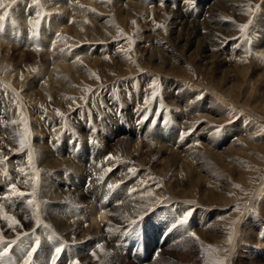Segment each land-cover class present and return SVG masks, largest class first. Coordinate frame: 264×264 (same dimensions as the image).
Returning a JSON list of instances; mask_svg holds the SVG:
<instances>
[{"label":"rangeland","instance_id":"rangeland-1","mask_svg":"<svg viewBox=\"0 0 264 264\" xmlns=\"http://www.w3.org/2000/svg\"><path fill=\"white\" fill-rule=\"evenodd\" d=\"M24 1L16 0V3L12 4V7L7 9L9 12L8 17L0 21L1 37L2 35H7L11 25L14 24L15 26V34L10 36L7 35L10 38V42L9 40H5L6 43H4L2 42L3 39L2 41L0 39V234H2L1 238L3 239V242L0 244V253H4L2 257L6 258V263L17 264L11 251V237L19 236L20 233L25 236L26 234L23 230H29V227L34 226L33 231H35L33 232L31 230L29 232V234H31L30 238L33 241H27L24 238L25 242H23L26 245L29 244L28 252H33L32 249L35 248L34 252L43 254V256H41L42 264H46L47 262L53 264V258H55V264H75V262H78V264H105V244L110 243L112 246H115L114 242L117 241L115 244L122 247L121 242L118 241V237L125 234L124 230L127 226L139 222L143 214H146L147 216L143 217L145 227L140 228L141 230L136 228L130 233L134 236L136 231H139L143 238L146 246L145 248L144 244H142V250L144 252L143 257L140 255V257H138L139 262H137L132 259L134 258L132 252L130 254H125L123 250L121 251L120 248L115 246L113 247V253L106 259L108 262L106 264H217L220 260H223L224 264H264V112L259 108V102L261 100H258L257 97L264 92V77H261L262 74H264L262 68L264 66V59H262V57L264 58V0H229L226 5H219L218 7L220 9L218 7L216 8L218 10H216V15H218L216 24L220 28L216 38H218V44L220 45L215 47L213 51L218 54L220 51V57L225 58L224 60L226 63H237L236 69H241V66H244L248 62L247 65L251 67L248 69L251 72H248L247 75L249 74L248 76H251L250 79L253 78L260 83H257L253 79L250 80L256 92H246L243 86L245 85L244 83L247 82H245V79L247 80V75H245L244 72L239 73L238 70L235 71L234 69V74L237 78L233 83L234 92L231 97H225L223 94L222 89L224 88L219 86L220 83L217 79V71L213 68L208 70L202 68L204 69L202 70L201 67L198 66L197 62L201 60L200 52L196 51L194 54L190 55L187 50L180 49L176 40H173L174 36L172 35V30H170V22L173 19L171 18V14L173 10L186 11L188 14L187 19H194L201 16L205 10H207L208 6L211 5V3L213 4L214 0H191V2H189V0H162V2L161 0H96L97 3L87 9L90 10L91 8L90 12L88 11L89 14H87V18L89 15L90 16L85 21L88 26L87 28H94V33L98 35L94 36L98 37V39L93 37L91 40H81L78 37H74L73 33H75V31L73 30L80 17H78L79 15L76 12L71 11H75V8L71 7L72 4L78 3L82 6L83 4L89 5L87 2L88 0H80V3L79 0H73L75 3L73 1H70L72 3L66 1L68 4L64 2L65 0H51V2L47 0L42 3L41 0H39L40 4L45 7V13L42 10L36 12L33 9V5H38L34 4L33 0ZM11 2L12 0H7V3ZM62 4L66 6H61ZM25 5L27 6L25 7ZM126 5L128 8H126ZM257 5H259V7H257ZM101 7H105V9H101ZM46 8H48L47 10L49 11L51 9L50 12H52L53 9L56 12L59 11V14L64 17L62 19L63 24L60 26L61 28H57L59 32L52 29L50 26L48 27V24L44 25L50 31L52 30L50 35L54 36L56 39L55 43H53L55 46L53 44H49L48 46L44 43L45 41L43 40L44 38L43 34H41L40 26L34 27L35 21L41 20L42 22L41 18H43L44 14L49 12H46ZM63 8L66 10L63 11ZM118 9L121 11L122 19L119 16L120 13H118ZM123 10L125 12L128 10L129 12L125 13ZM3 11L4 9H0V15L3 14ZM38 12L40 13L39 16H37ZM94 12L96 14H94L95 17L93 15L91 16V13ZM117 14L119 17H117ZM122 14H127V16L124 15L123 17ZM145 14H148V16ZM21 15H25L27 18L33 16L31 18L32 21L28 19V23H25L27 27L25 24L22 25V21L19 18ZM68 17L71 19L69 20ZM90 17H92L91 20ZM48 18L50 19V15ZM115 18H117V20ZM184 18H186V15ZM249 21H251V24H249ZM244 24H249V27L241 31L240 26ZM17 25L20 26L18 27ZM21 26H23V29ZM24 26L29 30V34ZM62 27L67 29V31ZM18 28H20V32ZM172 29H174V26ZM22 33L26 34V39L23 38ZM71 34L74 42H71V40L69 41V39H71ZM69 35L70 37H68ZM85 41L89 44L86 51V59L89 60L93 58L97 61L91 60V65L90 62L89 64L85 61L80 62L78 67L80 65H85V69L83 68V72L85 73L79 74L76 78L77 80L69 79V89L66 87L62 88L64 86L61 85V82L52 78L51 72L47 73L46 76L41 77L39 80L31 76L33 75L31 74L32 71H37V69L40 68L39 66H44L45 63L50 65H48V67H51L52 64H54L52 58L61 59L69 56L73 51L70 48L72 47L71 45L75 46L76 43L77 45L80 43L81 47H84L87 44ZM43 46L46 47L44 48ZM51 46L54 47L51 48ZM159 50L163 52L161 53ZM221 51L223 54H221ZM159 52L163 54L160 58L156 56ZM233 52L234 55H232ZM66 53L69 55H66ZM151 53V63H148V59L146 58H148ZM90 55L93 56L91 57ZM99 55L101 58H98ZM109 55L111 56L109 57ZM223 55L224 57H222ZM107 56L109 58L116 57V60L120 58V61L117 60L116 64L111 65L110 70L107 72L108 74L105 72L106 75H104V72L100 69L103 67L101 66V64H103L102 61L106 59L109 60ZM231 58L233 61H231ZM152 59L158 62V64H162V71L154 69L157 67V63L154 64ZM246 59H249V61ZM1 60L4 63H1ZM170 60L174 64H172L171 69H167L169 68V63H172ZM237 60H241V64L238 63ZM257 60L261 61V63ZM34 61H36L38 65ZM249 63H251V66ZM175 64L177 65L176 68H174ZM150 65L154 68H151ZM11 67H13V69H11ZM9 70H13V72H11L12 76L9 74ZM17 72L20 73L17 74ZM251 73L253 75H251ZM259 73L262 74L260 75ZM15 76L19 77L18 80ZM229 76L231 77L232 74H229ZM254 76H260L261 78L259 79L256 77V79ZM21 77H23L22 81ZM45 77L47 78L45 79ZM104 78L105 80H102ZM164 79L166 80L164 81ZM261 79H263V81H261L263 84L260 82ZM48 82L55 83V87L51 84L53 90L44 85ZM254 84H256V87ZM261 85L263 86L261 87ZM31 87H33V89ZM38 89L43 93H39ZM56 89L58 92H56ZM197 89L199 91H197ZM200 89H204L205 91L203 90V92H207L205 94L212 93V96L218 100L217 104L225 106L226 110L224 115L226 117L223 116L219 118V111L215 109L208 110L211 116H215L214 119L208 116H204L201 119L195 117V114L197 116L200 113H204V111L199 112L196 110L199 101L205 105V97L202 92H200ZM146 90L147 92H145ZM154 91L156 93L155 96H153ZM257 92L258 95H256ZM66 95L70 102L66 99ZM9 96L11 97L10 99ZM70 98L72 100H70ZM193 98L195 100H193ZM33 101L38 102L35 103ZM118 101H122V103H117ZM70 103L71 106L69 105ZM116 112H123V115L116 117L114 115ZM180 116H182V118ZM119 118L125 122L124 124H128L129 128H124L119 122ZM148 122L156 126V128H150L152 133L145 130V124ZM207 122L209 123L208 126L205 124ZM158 124H161L159 127L164 129V131L158 129ZM84 126L87 127V129L84 128ZM146 126H151V124L149 123ZM14 127L17 128V131ZM166 127L172 128L168 136L163 135ZM78 128V131L81 133L77 131ZM92 128L93 130L91 131ZM230 128L232 131L234 130V136L227 140L226 138L229 136L227 131H231ZM40 129H42V131H40ZM155 129L156 131H154ZM212 129H215V131ZM250 129H252V131ZM195 133H197V135ZM238 133L241 135L245 134L246 138L243 140L240 139L239 141L240 134ZM212 134L225 139L218 145L214 143L208 145V140H206L205 137L209 136L210 140H212ZM16 135L17 137H15ZM123 136L125 138H130V142L132 143H130L128 148L129 150L131 149L130 157L126 160H123V157L120 155L118 151L120 148L117 147L118 143L115 141L116 138H124ZM25 137H27V145L23 151H20V140L25 139ZM81 137L83 139H81ZM232 139L234 141H232ZM231 141L232 143H230ZM136 142H139L137 148L134 145ZM197 142L198 144H202L201 146L199 145L198 149L196 147ZM236 142H238L236 145L237 148L234 150L235 153H232L233 157L237 154V157H234L235 162L233 163L234 167H239L236 170H233L230 165H227L228 167L224 166V164H226L225 162L218 163L211 153L200 150L202 148L206 149L202 146H208V148L213 147V150H221L226 148L229 144H234ZM163 143L164 146L166 145L165 147H168L165 148L163 146L164 149H160L158 146L163 145ZM205 143L207 145H205ZM194 145L196 146L194 147ZM240 147L246 148V151L241 150ZM92 148H95V151H91ZM38 153V158L40 155H43L45 159L41 156L42 158L40 157L38 160ZM173 153L179 160L180 158L184 161L186 160V162L189 160V164L197 171L192 170L190 172L185 166L179 165V161H177V163L174 162L172 165L169 164L164 170L166 172L162 171V173H159V169L167 160V157H170ZM29 154L35 156H32V159L34 158L33 160L31 159L32 163L29 161ZM5 157L7 159H5ZM105 157H112V159L106 160ZM192 157H194V159ZM18 159L21 160L22 163L21 161L18 162ZM69 161L73 162L70 163ZM28 162L30 163L28 166L29 169L26 168ZM192 162L194 164H192ZM34 164L36 166H34ZM98 164L101 166L99 167ZM217 166H219V168ZM109 167L111 169H109ZM204 167L205 169H203ZM211 167H213L212 170L210 169ZM91 168L95 171V177L90 174V172H94L91 171ZM123 169L124 171H122ZM198 170L201 175L198 174ZM62 171L72 179L71 183L72 185L74 184V187L66 186ZM102 171L105 172L102 173ZM72 173L74 175H72ZM116 173L118 174L116 175ZM192 173H196L200 177H203L202 179L204 181H200L199 184H196L194 180H189V174L192 176ZM21 174H23L24 177H22L23 175ZM100 174L104 175L102 176L105 177L104 181L100 179ZM76 178L79 180L77 181ZM88 178L90 179L89 185L92 186L91 189L89 185L85 186V180H88ZM117 178L118 181L121 182V194L119 198L120 201L116 203V200L113 202L111 201L114 200L113 197L118 198V192L116 191L118 186ZM43 180L45 181L43 182ZM214 183L217 187L214 186ZM12 184H15L17 190L24 192L26 195L24 197L13 195L10 191V186ZM41 185L44 186L42 187ZM109 185H113L114 187L109 188ZM128 185L131 186V190L127 195L125 189L128 188ZM203 185L206 190L208 189V192L205 190V197L202 196ZM212 186L217 189L214 190ZM183 187H185V193L181 192ZM97 191L101 193L104 204V209L101 210L103 211V218H98L99 211L94 208L97 202L90 198L93 193L97 196ZM67 193L71 195H67ZM56 194L58 195L56 196ZM76 195L78 196L76 197ZM201 197L203 198L200 200ZM219 197L222 199L220 198L219 200ZM154 198H156V200ZM73 199H75V202ZM27 200L36 201V203L34 202V204L31 205ZM127 200L129 203H127ZM133 200L139 202L138 205L141 211V214L139 217H136V219L133 217L131 211ZM66 201L72 203L73 211L81 207L80 214H73L72 211L67 212L68 208L64 210ZM152 201H154V203H151ZM61 203L62 205L60 207ZM120 204L125 207L123 208ZM35 205L36 208L34 207ZM30 206L34 213L31 211ZM32 207H34V209ZM184 207H188V209L185 210L183 209ZM35 210L39 211L38 214ZM128 211L132 214H129ZM40 212L42 214H40ZM124 212L125 214H123ZM174 213L178 215L176 216L177 218L174 216L172 217ZM157 214L160 216L158 219ZM183 214L188 223L191 222V226H189L190 229L188 226L186 227L187 230L189 229V231H191V234L190 232L185 233L184 231L182 226L184 223H181L184 219L183 217L179 218L181 217L180 215ZM5 215L14 217L16 220L18 219L17 221L19 223L17 225L19 226L9 227V222L3 219ZM32 215H34V217ZM126 216H128V218H126ZM59 218L61 219L58 220ZM45 221L52 226L50 231L47 230L41 233L39 230L35 229L36 225L37 228L44 230ZM72 222L77 225L75 227L71 226V228L69 225L72 224ZM107 223L110 224L108 225ZM169 227L175 228L172 234H170V231L166 234V230ZM73 228H77V230H73ZM207 228H209L211 232H209ZM158 229H160L162 233L158 234L156 232ZM176 230H178V232ZM96 232L99 233L97 234ZM203 232H206V238H204ZM57 233L64 238V245L67 247H70L73 243L77 245L74 247V252L78 260L72 256L73 251L71 249H69L68 253V250L63 247L62 238ZM36 235H39V237ZM230 238L231 242H229ZM34 239H38L39 242H44V244L36 245ZM56 248L61 249L58 256L56 255Z\"/></svg>","mask_w":264,"mask_h":264},{"label":"bare ground","instance_id":"bare-ground-1","mask_svg":"<svg viewBox=\"0 0 264 264\" xmlns=\"http://www.w3.org/2000/svg\"><path fill=\"white\" fill-rule=\"evenodd\" d=\"M22 1H24V0H22ZM47 0H41V3L42 2H46ZM66 1H69V3H72V2H70V1H73V0H65L64 2H66ZM135 1V0H134ZM229 0H214L213 1V4L211 3V5H209L208 6V8H207V10H205V12L201 15V16H199V17H197V18H194V19H187V12L186 11H177V10H173L172 11V14H171V18H173L172 20H171V24H170V26H171V29L170 30H172V35L174 36V39L173 40H176V42L179 44V48L180 49H185V50H187L188 52H189V54L190 55H192V54H194L196 51H199L200 52V54H201V60H200V62H197L198 63V66H200L201 67V69L202 68H204V69H214L215 71H217V79L219 80V86H222V88H224V89H222L223 90V94L225 95V97H231L232 96V94H233V92H234V82L236 81L235 79L237 78L236 77V75L234 74V69H235V71H239V73H241V72H244V74L245 75H247V73L248 72H251V71H249V69L248 68H251V67H249L247 64H248V62L247 61H245V62H247L244 66H241V69L239 68V69H236V64H233V63H235V62H233L232 64H229V63H226V61L224 60L225 58H221L220 57V51H219V54L217 53V52H215V51H213V50H215L214 48L215 47H218L220 44H218V42H219V40H218V38H216V35L218 34V30H220V28L217 26V24H216V19H217V17H218V15H216V8L219 6V5H221V4H227V2H228ZM25 2V1H24ZM50 2H51V0H50ZM57 2V1H56ZM74 2V1H73ZM81 1L79 0V3H80ZM88 2V4L89 5H86V4H83V6L82 5H80V4H78V3H76V4H72L71 5V7L72 8H75V11L74 10H71V11H73V12H76L79 16L78 17H80V19H79V21L77 22V24L76 23H74V24H76L75 25V28H74V30L73 31H75V33H73L74 34V37H78V38H80L81 40L82 39H92L94 36H98L96 33H94L95 31H93L94 30V28L93 29H91V28H87L88 26H87V24H86V20L89 18V16H88V18H87V14H89L88 13V11L90 12V10H91V8H90V10H87V9H89V7L90 6H92V5H94L95 3H97L96 2V0H88L87 1ZM86 2V3H87ZM131 2V1H130ZM133 2V1H132ZM139 2H141V1H139ZM26 3V2H25ZM28 3V2H27ZM55 3V2H54ZM58 3H59V1H58ZM75 3V2H74ZM135 3V2H134ZM133 3V4H134ZM31 4V3H30ZM61 4V3H60ZM66 4H68V2H66ZM78 4V5H77ZM128 4V3H127ZM136 4V3H135ZM140 4V3H139ZM205 4V3H204ZM229 4H231V3H229ZM56 5H58V4H56ZM75 5V6H74ZM129 5V4H128ZM55 6V5H54ZM59 6V5H58ZM61 6H66V5H61ZM70 6V5H69ZM101 6V5H100ZM130 6V5H129ZM151 6V5H150ZM14 7H15V5H14ZM21 7V6H20ZM25 7H26V5H25ZM145 7V6H144ZM184 7H185V5H184ZM226 7V6H225ZM229 7V6H228ZM36 8V11H39V10H42L43 12L45 11V7L44 6H42L41 4H40V2H39V4L38 5H33V9H35ZM51 8V7H50ZM56 8V7H55ZM66 8V7H65ZM71 8V9H72ZM117 8V7H116ZM126 8H128L127 7V5H126ZM151 8V7H150ZM219 8V7H218ZM15 9H17V8H15ZM48 8H46V12L47 11H49V10H47ZM64 9V8H63ZM63 9H61V10H63ZM93 9V8H92ZM101 9H105V7H101ZM108 9V8H107ZM106 9V10H107ZM144 9H146V8H144ZM184 9V8H183ZM220 9V8H219ZM21 10H22V8H21ZM66 9H64L63 11H65ZM68 10V9H67ZM94 10H96V9H94ZM119 10V9H118ZM151 10H152V8H151ZM165 10H167V9H165ZM50 11H51V9H50ZM47 12L46 14H44V16H43V18H41L42 19V22H41V20H40V22L41 23H39V25L38 26H40V28H41V34H43V40L45 41L44 43H46L48 46H49V44H53V43H55V41H56V39H55V37L54 36H52V35H50L51 34V31L47 28V27H45L44 25H46V24H48V27L50 26L52 29H55V30H57V28L59 29V28H61L60 26L63 24V18L64 17H62L59 13V11H54V9L52 10V12ZM116 11V10H115ZM115 11H114V13H115ZM124 11V10H123ZM147 11V10H146ZM148 11H150V10H148ZM203 11H204V9H203ZM218 11V10H217ZM18 12V11H17ZM69 12V11H68ZM72 12V13H73ZM92 12H93V10H92ZM96 12V11H95ZM95 12L94 13H91V16L93 15L94 16V14H95ZM121 11L119 10L118 11V13H120ZM125 12V11H124ZM126 12H129L128 10L126 11ZM125 12V13H126ZM45 13V12H44ZM63 13V12H62ZM144 13V12H143ZM146 13H148V12H146ZM165 13V12H164ZM218 13V12H217ZM229 13V12H228ZM67 14H69V13H67ZM116 14V13H115ZM114 14V15H115ZM129 14V13H128ZM34 15V14H33ZM49 15H50V19L48 18L49 17ZM63 15H65V14H63ZM71 15V14H70ZM75 15V14H74ZM96 15V14H95ZM123 15V17H124V15L125 16H127V14H122ZM145 15H147L148 16V14H145ZM185 15H186V18H184L185 17ZM116 16V15H115ZM120 17H121V13H120V15H119ZM118 16V14H117V17H119ZM147 16H145V17H147ZM33 17V16H32ZM32 17H30V19L32 18ZM65 17H67V16H65ZM95 17V16H94ZM93 17V18H94ZM150 17V16H149ZM16 18V17H15ZM14 18V19H15ZM18 18V17H17ZM20 19H21V21H22V25L23 24H25V23H28V19L29 18H27L25 15H21L20 17H19ZM48 18V19H47ZM91 18L92 17H90V20H91ZM6 19V18H5ZM68 19H69V17H68ZM71 19V18H70ZM69 19V20H70ZM116 20H117V18H115ZM121 19H122V17H121ZM48 20V21H47ZM68 20V21H69ZM15 22H17L16 20H14ZM21 21H20V23H21ZM31 21H32V19H31ZM37 21V20H36ZM66 21V20H65ZM93 21V20H92ZM124 21V20H123ZM10 23V22H9ZM13 23V22H12ZM17 23H19V22H17ZM150 23H151V21H150ZM149 23V24H150ZM72 24V23H71ZM73 24V25H74ZM90 25V24H89ZM25 26H26V24H25ZM25 26H24V28H25ZM64 26V25H63ZM174 26V29H172V27ZM22 27V29H23V26H21ZM66 28H68L67 26H65ZM63 28V27H62ZM72 28V29H73ZM95 28H96V26H95ZM20 29V28H19ZM22 29H21V31H22ZM64 29V28H63ZM228 29V28H227ZM14 30H15V26H14V24L13 25H11L10 26V28H9V30H8V32H7V35L8 36H10V35H13V34H15V32H14ZM64 30H66L67 31V29H64ZM96 30H97V28H96ZM100 30V29H99ZM58 31V30H57ZM100 31H102V30H100ZM20 32V31H19ZM26 32V31H25ZM56 32V31H55ZM59 32V31H58ZM65 32V31H64ZM69 32V31H68ZM225 32H227V31H225ZM224 32V33H225ZM33 33V32H32ZM103 33V32H102ZM221 33V32H220ZM63 34V33H62ZM96 34V35H95ZM7 35H2V37L0 36V39H1V41H2V39H3V41L2 42H4V43H6L5 42V40H9V42H10V38L7 36ZM56 35V34H55ZM65 35V34H64ZM67 35V34H66ZM102 35V34H101ZM104 35H105V33H104ZM104 35H102V36H104ZM22 36H23V38L24 39H26V34L25 33H22ZM68 37H70V35L68 36ZM106 37H108V36H106ZM105 37V38H106ZM155 37V36H154ZM57 38V37H56ZM73 37H72V34H71V39H69V41L71 40V42H74V40L72 39ZM94 38H97L98 39V37H94ZM103 38V37H102ZM173 38V37H172ZM75 39V38H74ZM77 39V38H76ZM95 40V39H94ZM107 40V39H106ZM0 41V42H1ZM68 41V42H69ZM78 41V40H77ZM154 41V40H153ZM152 41V42H153ZM67 42V43H68ZM71 42H70V44H71ZM79 42V41H78ZM86 43H87V41H85ZM91 42V41H90ZM8 43V42H7ZM43 43V44H44ZM94 43V42H93ZM176 43V44H177ZM46 44H44V45H46ZM58 44V43H57ZM74 44V43H73ZM84 44V43H83ZM152 44V43H151ZM175 44V45H176ZM54 46H55V44H53ZM88 43L83 47H81V45H80V43L77 45V43H76V45L75 46H73V45H71L72 47H70L73 51H72V53L69 55V54H67L66 53V55H69V56H67L66 58L64 57V58H61V59H59V58H52L53 59V63L54 64H52V66L51 67H48V65L49 64H46L45 62H43V63H45L44 64V66H39L40 68L39 69H37V71H32V73L31 74H33V75H31V76H33V77H36L38 80L41 78V77H44V76H46V74L47 73H49V72H51V74H52V78H55L56 80H58L59 82H61V85L62 86H64V87H62V88H68V86L70 85V80L69 79H75V80H77L76 78H77V76L79 75V74H81V73H85V72H83V68L85 67V65H80L79 67H78V64L80 63V62H82V61H85L87 64H89V62H90V65H91V60H94V61H97L96 59H93V58H91V59H89V60H87L86 58V51H87V49H88ZM38 46V45H37ZM54 46H51V48L52 47H54ZM121 46V45H120ZM178 46V45H177ZM44 47V46H43ZM46 47V46H45ZM44 47V48H45ZM117 47V46H116ZM119 47V46H118ZM42 48V47H41ZM56 48V47H55ZM91 48V47H90ZM152 48V47H151ZM47 49V48H46ZM45 49V50H46ZM48 49H50V48H48ZM68 49H69V46H68ZM71 49H70V51H71ZM154 49H157V48H154ZM51 50V49H50ZM53 50V49H52ZM184 50V51H185ZM47 51H49V50H47ZM118 51V50H117ZM157 51V50H156ZM160 51V50H159ZM89 52V51H88ZM115 52V51H114ZM151 52H152V50H151ZM158 52V51H157ZM161 52V51H160ZM159 52V54H156V56L158 57V58H160L161 57V55L163 56V54H161ZM228 52V51H227ZM235 52V51H234ZM234 52H233V54L232 55H234ZM45 53V52H44ZM103 53V52H102ZM40 54V53H39ZM90 54V53H89ZM92 54V53H91ZM118 54H120V53H118ZM149 54V53H148ZM221 54H223V52L221 51ZM65 55V54H64ZM96 55V54H95ZM106 55H108V54H106ZM113 55V54H112ZM264 55V54H263ZM49 56V55H48ZM54 56V55H53ZM91 56V55H90ZM93 56V55H92ZM91 56V57H92ZM111 55H109V57H110ZM148 56V55H147ZM152 56V53L148 56V58H146V59H148V63H151L150 62V57ZM154 56V55H153ZM155 56V57H156ZM168 56V55H167ZM226 56V55H225ZM230 56V55H229ZM96 57H97V55H96ZM96 57H94V58H96ZM101 58V56L99 55L98 56V58ZM108 57V56H107ZM108 57V58H109ZM140 57V56H139ZM154 57V58H155ZM191 57V56H190ZM222 57H224V55L222 56ZM234 57V56H233ZM47 58H49V57H47ZM51 58V57H50ZM116 58V57H115ZM114 57L113 58H109V60L108 59H106L105 61H102L103 62V64H101V66H103V67H101V69L100 70H102L103 72H104V75H106V74H108L107 72H108V70H110V67H111V65H113V64H116L117 63V60H119V59H115ZM165 58H167V57H165ZM1 59V58H0ZM86 59V60H85ZM232 59V58H231ZM237 59V58H236ZM238 59H240V58H238ZM259 59V58H258ZM262 59H264L263 57H262ZM46 60V59H45ZM103 60V59H102ZM139 60V59H138ZM169 60V59H168ZM246 60H248L249 61V59H246ZM47 61V60H46ZM120 61V60H119ZM143 61V60H142ZM152 61H154L153 59H152ZM171 61V60H170ZM229 61V60H228ZM227 61V62H228ZM231 61H233V59L231 60ZM238 61V60H237ZM242 61H244V60H242ZM258 61V60H257ZM34 62H36V61H34ZM160 62H162V61H160ZM167 62V61H166ZM172 62V61H171ZM241 62V60L240 61H238V63H240ZM258 62H260L261 63V61H258ZM1 63H4V62H2V60H1ZM6 63V62H5ZM8 63V62H7ZM37 63V62H36ZM47 63H49V62H47ZM100 63V62H99ZM155 63H157V67H152L151 65V68H154V69H156L157 71L158 70H163V69H161V68H163L162 67V64H158V62H155L154 61V64ZM169 63V62H168ZM243 63V62H242ZM262 63H263V61H262ZM40 64V63H39ZM147 64V63H146ZM172 64H174L173 62L170 64L169 63V68H167V69H171L172 68ZM241 64V63H240ZM244 64V63H243ZM250 64V66H251V63H249ZM37 65H38V63H37ZM36 65V66H37ZM41 65V64H40ZM94 65H95V63H94ZM120 65V64H119ZM2 66V65H1ZM50 66V65H49ZM147 66H149V65H147ZM180 66V65H179ZM7 67V66H6ZM33 67H35V66H33ZM99 67V66H98ZM167 67V66H166ZM177 67V65L175 64L174 65V68H176ZM8 68V67H7ZM87 68H88V66H87ZM92 68V67H91ZM93 68H95V67H93ZM150 68V67H149ZM148 68V69H149ZM259 68V67H258ZM257 68V69H258ZM263 68V70H264V66L262 67ZM262 68H261V70H262ZM3 69V68H2ZM11 69H13V67H11ZM33 69V68H32ZM36 69V68H35ZM85 69V68H84ZM98 69V70H99ZM178 69V68H177ZM204 69H202V70H204ZM256 69V68H255ZM8 70V69H7ZM7 70H5V71H7ZM90 70V69H89ZM251 70V69H250ZM252 70H253V68H252ZM259 70V69H258ZM10 71V70H9ZM16 71V70H15ZM87 71H88V69H87ZM1 72H3V71H1ZM11 72H13V70L12 71H10V75L12 74ZM21 72V71H20ZM20 72H17V74L18 73H20ZM105 72H106V74H105ZM167 72V71H166ZM233 72V73H232ZM4 73V72H3ZM16 73V72H15ZM25 73V72H24ZM92 73V72H91ZM110 73H111V71H110ZM109 73V74H110ZM252 73H254V72H252ZM251 73V75H253ZM263 73H264V71H263ZM27 74V73H26ZM102 74V73H101ZM215 74V73H214ZM229 74H232V76L230 77L229 76ZM237 74V73H236ZM258 74V73H257ZM260 74V73H259ZM262 74V73H261ZM260 74V75H261ZM6 75H7V72H6ZM10 75H8V76H10ZM28 75V74H27ZM84 75V74H83ZM88 75V74H87ZM114 75V74H113ZM249 75V74H248ZM247 75V80L245 79V82L246 83H244L245 85L243 86V89L245 88V90H246V92H256V90L252 87V83L250 82V80H252L253 78H251L250 79V77ZM264 74H262V78L264 77L263 76ZM12 76V75H11ZM10 76V77H11ZM30 76V77H31ZM16 77V76H15ZM25 77V76H24ZM108 77V76H107ZM112 77V76H111ZM255 77V76H254ZM256 77H258V76H256ZM255 77V78H256ZM260 76L258 77L259 79L261 78ZM17 78V80H18V78L19 77H16ZM29 78V77H28ZM35 78V79H36ZM47 77H45V79H46ZM51 78V79H52ZM91 78V77H90ZM10 79V78H9ZM36 79V80H37ZM44 79V78H43ZM257 79V78H256ZM33 80V79H32ZM102 80H105V78L104 79H102ZM166 79H164V81H165ZM254 80V79H253ZM21 81H22V79H21ZM42 81V80H41ZM48 81V80H47ZM55 81V80H54ZM82 81V80H81ZM109 81V80H108ZM111 81V80H110ZM254 81H256L257 82V80H254ZM253 81V82H254ZM261 81H263V79H261L260 80V82ZM15 82V81H14ZM75 82V81H74ZM103 82V81H102ZM3 83H4V81H3ZM21 83V82H20ZM41 83V82H40ZM81 83V82H80ZM85 83V82H84ZM104 83V82H103ZM255 83V82H254ZM257 83H259V82H257ZM262 83V82H261ZM39 84V83H38ZM51 84H53V86L55 85V83L53 82V83H50V82H48L47 84H44L46 87H48V88H50V89H52L53 88V86H51ZM218 84V83H217ZM260 84V83H259ZM263 84V83H262ZM34 85V84H33ZM240 85H241V83H240ZM256 84H254V86H255ZM9 86H11V85H9ZM42 86H43V84H42ZM219 86H217V87H219ZM263 85H261V87H262ZM12 87V86H11ZM55 87V86H54ZM73 87V86H72ZM256 87V86H255ZM259 87V86H258ZM2 88V87H1ZM15 88V87H14ZM32 89H33V87H31ZM30 88V89H31ZM41 88H43V87H41ZM57 88V87H56ZM70 88V87H69ZM68 88V89H69ZM260 88V87H259ZM264 88V87H263ZM6 89H10V88H6ZM73 89V88H72ZM206 89V88H205ZM220 89V88H219ZM260 89H262V88H260ZM15 90V89H14ZM29 90V89H28ZM39 90V89H38ZM53 90V89H52ZM64 90V89H63ZM204 90V89H203ZM203 90L202 89H200V92H202V94H203V96L205 97V105H203L202 104V102H198V105H197V111H204V113H200L199 115H197L196 116V114H195V117L196 118H202V117H204V116H208V117H211V118H215V116H211L210 114H209V112H208V110L210 111V110H213V109H215V110H218L219 111V116H217V117H219V118H221V117H223V116H225L224 114H225V110H226V108H225V106H223L222 104H217L218 102V100H216V98L214 97V96H212V93L211 94H205V93H207V92H203ZM215 90V89H214ZM242 90V89H241ZM8 91V90H7ZM10 91V90H9ZM54 91H55V88H54ZM67 91V90H66ZM197 91H199L198 89H197ZM205 91V90H204ZM216 91V90H215ZM258 91H259V89H258ZM18 92V91H17ZM56 92H58V90L56 89ZM71 92V91H70ZM70 92H68V93H70ZM241 92V91H240ZM245 92V91H244ZM4 93V92H3ZM11 93V92H10ZM39 93H43L42 91H40L39 90ZM215 93V92H214ZM260 93V92H259ZM53 94H55V93H53ZM60 94V93H59ZM58 94V95H59ZM243 94V93H242ZM253 94V93H252ZM63 95H64V93H63ZM166 95V94H165ZM244 95V94H243ZM256 95H258V92L256 93ZM61 96V95H60ZM65 96V95H64ZM241 96V95H240ZM258 100H261L259 103V108L264 112V92L263 93H261V94H259L258 96ZM11 97L9 96V99H10ZM200 98V97H199ZM13 99V98H12ZM66 99L68 100V97H67V95H66ZM66 99H64V100H66ZM104 99V98H103ZM240 99V98H239ZM56 100V99H55ZM70 100H72L71 98H70ZM164 100H166V99H164ZM168 100H170V99H168ZM193 100H195L194 98H193ZM197 100V99H196ZM63 101V100H62ZM69 101V100H68ZM117 101V100H116ZM13 102V101H12ZM33 102H38V101H33ZM64 102V101H63ZM70 102V101H69ZM68 102V103H69ZM174 102V101H173ZM216 102V103H215ZM62 103V102H61ZM73 103V102H72ZM117 103H122V101H118ZM172 103V102H171ZM220 103V102H219ZM64 104H65V102H64ZM67 104V103H66ZM74 104V103H73ZM110 104V103H109ZM170 104V103H169ZM175 104V103H174ZM174 104H172V105H174ZM247 104V103H246ZM70 106H71V103L69 104ZM100 105V104H99ZM122 105V104H121ZM172 105H170V106H172ZM187 106V105H186ZM258 106V105H257ZM14 107V106H13ZM12 107V108H13ZM67 107V106H66ZM88 107V106H87ZM123 107V106H122ZM200 107V108H199ZM208 107V108H207ZM68 108V107H67ZM72 108V107H71ZM169 108H171V107H169ZM48 109V108H47ZM88 109V108H87ZM109 109V108H108ZM179 109V108H178ZM69 110V109H68ZM72 110V109H71ZM75 110V109H74ZM50 111V110H49ZM65 111V110H64ZM66 111H67V109H66ZM70 111V110H69ZM3 112H5V111H3ZM71 112V111H70ZM69 112V113H70ZM185 112V111H184ZM198 113V112H197ZM44 114V113H43ZM50 114H52V113H50ZM55 114V113H54ZM53 114V115H54ZM9 115V114H8ZM56 115V114H55ZM64 115V114H63ZM71 115V114H70ZM75 115V114H74ZM115 115H117V114H115ZM193 115V114H192ZM126 116V115H125ZM194 116V115H193ZM251 116V115H250ZM50 117V116H49ZM52 117V116H51ZM80 117V116H79ZM181 118H182V116H180ZM216 117V118H217ZM226 117V116H225ZM53 118V117H52ZM67 118V117H66ZM187 118V117H186ZM185 118V119H186ZM218 118V119H219ZM112 119V118H111ZM192 119V118H191ZM257 119V118H256ZM43 120V119H42ZM60 120H61V118H60ZM190 120V119H189ZM193 120V119H192ZM242 120V119H241ZM17 121V120H16ZM30 121V120H29ZM68 121V120H67ZM72 121V120H71ZM71 121H69V122H71ZM181 121V120H180ZM186 121V120H185ZM195 121V120H194ZM205 121V120H204ZM213 121V120H212ZM6 122V121H5ZM114 122V121H113ZM122 125H123V127L125 128H129V125H126V124H124L125 122H121V121H119ZM134 122V121H133ZM191 122V121H190ZM15 123V122H14ZM72 123V122H71ZM118 123V122H117ZM239 123H240V121H239ZM16 124V123H15ZM19 124V123H18ZM63 124V123H62ZM135 124H136V121H135ZM134 124V125H135ZM195 124V123H194ZM199 124V123H198ZM197 124V125H198ZM205 124H207V126H208V122L207 123H205ZM17 125V124H16ZM48 125H49V123H48ZM73 125V124H72ZM161 124H158V129L159 130H161V131H164V129H162V128H160L159 126H160ZM178 125V124H177ZM182 125V124H181ZM185 125V124H184ZM193 125V124H192ZM210 125H212V124H210ZM229 125V124H228ZM76 126V125H75ZM191 126V125H190ZM216 126V125H215ZM214 126V127H215ZM247 126H248V124H247ZM4 127H6V126H4ZM22 127V126H21ZM132 127V126H131ZM151 127H155L156 128V126H153V125H151V126H148L147 127V129H150ZM211 127V126H210ZM213 127V126H212ZM217 127V126H216ZM215 127V128H216ZM250 127H251V125H250ZM15 128V127H14ZM44 128V127H43ZM42 128V129H43ZM81 128V127H80ZM84 128H86L87 129V127H85L84 126ZM177 128V127H176ZM192 128V127H191ZM203 128V127H202ZM249 128V127H248ZM16 129V131H17V128H15ZM19 129V128H18ZM22 129V128H21ZM37 129V128H36ZM35 129V130H36ZM42 129H40V131H42ZM50 129V128H49ZM68 129V128H67ZM73 129V128H72ZM170 129H172V128H170ZM170 129H169V132H170ZM187 129V128H186ZM205 129H206V127H205ZM229 129V128H228ZM79 130V128L77 129V131ZM93 130V128L91 129V131ZM212 130H214L215 131V129H212ZM224 130V129H223ZM230 130L231 131H227V133L229 134V136H227V140L230 138V137H232V136H234L233 135V131H232V129L230 128ZM241 130V129H240ZM251 131H252V129H250ZM6 131V130H5ZM20 131V130H19ZM111 131V130H110ZM154 131H156V129L154 130ZM175 131H176V129H175ZM193 131V130H192ZM213 131V132H214ZM13 132H15V131H13ZM78 132H80V131H78ZM168 132V133H169ZM221 132V131H220ZM223 132V131H222ZM225 132V131H224ZM245 132V131H244ZM2 133V132H1ZM4 133V132H3ZM12 133V132H11ZM43 133V132H42ZM49 133V132H48ZM54 133V132H53ZM52 133V134H53ZM81 133V132H80ZM83 133V132H82ZM165 134H163L164 136H168V133H166V132H164ZM212 133V132H211ZM216 133V132H215ZM227 133H226V135H227ZM9 134H10V132H9ZM15 134V133H14ZM44 134V133H43ZM176 134V133H175ZM196 135H197V133H195ZM220 134V133H219ZM224 134V133H223ZM238 134H240V133H238ZM247 134V133H246ZM17 135H18V133H17ZM17 135L15 136V137H17ZM59 135V134H58ZM87 135V134H86ZM211 135V134H210ZM13 136V135H12ZM85 136V135H84ZM83 136V137H84ZM90 136V135H89ZM109 136V135H108ZM175 136V135H174ZM212 136H213V139L212 140H210V138H209V136L207 137H205L206 138V140H208L207 142H208V145L209 144H215V145H218V144H220L221 142H223V140L225 139H223V138H220L219 136H217V135H213L212 134ZM224 136V135H223ZM35 137V136H34ZM92 137V136H91ZM124 137V136H123ZM27 138V137H26ZM120 138H122V137H120ZM235 138V137H234ZM246 138V135L245 134H240V136H239V141H240V139H245ZM18 139V138H17ZM17 139H16V141H17ZM81 139H83L82 137H81ZM87 139H89V138H87ZM91 139V138H90ZM50 140V139H49ZM60 140V139H59ZM133 140V139H132ZM220 140H222V141H220ZM115 141L118 143L117 144V147L118 148H120V149H118V151L120 152V155L123 157V160H126L127 158H129L130 157V151H131V149L129 150L128 148H129V145H130V138H128V137H124V138H122V139H118V138H116L115 139ZM137 141V140H136ZM216 141V142H215ZM232 141H234L233 139H232ZM232 141L230 142V143H232ZM149 142V141H148ZM191 142V141H190ZM196 142V141H195ZM199 142V141H198ZM198 142H197V146L196 145H194V147L196 146L197 147V149L199 148V145L201 146L202 144H198ZM211 142V143H210ZM58 143V142H57ZM90 143V142H89ZM154 143V142H153ZM158 143V142H157ZM114 144H116V143H114ZM132 144V143H131ZM138 144H139V142H136V144H134L135 145V147L137 148V146H138ZM159 144V143H158ZM238 144V142H236V143H234V144H229L226 148H223V149H221V150H218L217 148V150H213L212 148H208V146L206 147V146H202V147H204V148H206V149H200V150H204V151H206V152H208V153H211V155L215 158V160L218 162V163H226V164H224V166H227V165H230L231 166V168L233 169V170H236L237 168H239V167H234V165H233V163L235 162V159H234V157H237L236 155L233 157V152L235 153V148H237L236 147V145ZM36 145H38V144H36ZM35 145V146H36ZM160 145V144H159ZM192 145V144H191ZM205 145H207L206 143H205ZM150 146V145H149ZM164 143H163V145H161V146H158L160 149H164V147L166 146H164ZM193 146V145H192ZM243 146V145H242ZM65 147V146H64ZM156 147V146H155ZM157 147V148H158ZM168 147V146H167ZM167 147H165V148H167ZM191 148V147H190ZM193 148V147H192ZM241 148V150H245L246 148H244V147H240ZM33 149V148H32ZM134 149V148H133ZM156 149V148H155ZM171 149V148H170ZM248 149V148H247ZM60 150V149H59ZM87 150H89V149H87ZM94 150V148H92V150L91 151H93ZM158 150V149H157ZM165 150H167V149H165ZM172 150V149H171ZM187 150H188V148H187ZM263 150V149H262ZM9 151V150H8ZM15 151V150H14ZM134 151H135V149H134ZM176 151V150H175ZM191 151V150H190ZM189 151V152H190ZM240 151V150H239ZM246 151V150H245ZM116 152V151H115ZM50 153V152H49ZM135 153H137V152H135ZM182 153V152H181ZM186 153V152H185ZM246 153V152H245ZM68 154V153H67ZM184 154V153H183ZM190 154V153H189ZM192 154V153H191ZM26 155H27V153H26ZM38 155H39V153L37 154V158H38ZM199 155V154H198ZM31 156H33V155H31ZM41 156H43V155H40L39 156V158L41 157ZM51 156V155H50ZM52 156H53V153H52ZM140 156V155H139ZM33 157H35V156H33ZM44 158L43 159H45V156H43ZM179 157H180V155H179ZM189 157V156H188ZM203 157V156H202ZM39 158H38V160H39ZM42 158V157H41ZM103 158V157H102ZM143 158V157H142ZM165 158V157H164ZM186 158V157H185ZM193 159H194V157H192ZM195 158H196V156H195ZM34 159V158H33ZM32 159V160H33ZM61 159V158H60ZM140 159V158H139ZM187 159V158H186ZM198 159V158H197ZM202 159V158H201ZM209 159V158H208ZM3 160H4V158H3ZM14 160H16V159H14ZM19 160V159H18ZM37 160V161H38ZM100 160V159H99ZM105 160V159H104ZM110 160V159H109ZM161 160V159H160ZM192 160V159H191ZM238 160V159H237ZM236 160V161H237ZM11 161V160H10ZM21 160H19L18 162H20ZM41 161V160H40ZM39 161V162H40ZM97 161V160H96ZM101 161V160H100ZM118 161H120V160H118ZM152 161V160H151ZM177 161H179L178 162V164L179 165H182V166H185L186 167V169H189V171L191 172L192 170H194V168H193V166H191V164H189L190 162H186V160L184 161L182 158H180V160H179V158L173 153V154H171L170 155V157L168 156L167 157V160L163 163V165H162V167L159 169V173H162V171H164L165 169H166V167L167 166H169V164H173L174 162H176L177 163ZM211 161V160H210ZM14 162V161H13ZM18 162H16V163H18ZM42 162V161H41ZM45 162V161H44ZM70 162V161H69ZM71 162H73V161H71ZM70 162V163H71ZM104 162H106V161H104ZM113 162V161H112ZM115 162V161H114ZM239 162V161H238ZM15 163V162H14ZM21 163H22V161H21ZM20 163V164H21ZM32 163V162H31ZM34 163H37V162H34ZM108 163H110V162H108ZM117 163V162H116ZM121 163V162H120ZM206 163V162H205ZM29 162L26 164V168H28L29 169ZM39 164V163H38ZM74 164V163H73ZM101 164H102V162H101ZM122 164V163H121ZM139 164V163H138ZM192 164H194L193 162H192ZM202 164V163H201ZM81 165V164H80ZM99 165V167L101 166L100 164H98ZM203 165V164H202ZM201 165V166H202ZM206 165V164H205ZM239 165V164H238ZM22 166V165H21ZM21 166H19V167H21ZM34 166H36L35 164H34ZM33 166V167H34ZM38 166V165H37ZM83 166V165H82ZM104 166V165H103ZM109 166V165H108ZM117 166V165H116ZM210 166H212V165H210ZM14 167H15V165H14ZM18 167V166H17ZM31 167V166H30ZM67 167V166H66ZM209 167V166H208ZM208 167H207V169H208ZM218 168H219V166H217ZM228 167V166H227ZM24 168V167H23ZM25 168V169H26ZM38 168H39V166H38ZM69 168V167H68ZM103 168V167H102ZM111 168H112V166H111ZM130 168H133V167H130ZM137 168V167H136ZM135 168V169H136ZM144 168H146V167H144ZM212 168L213 167H211L210 169L212 170ZM222 168H224V167H222ZM24 169V170H25ZM40 169V168H39ZM47 169V168H46ZM124 169H125V167H124ZM124 169L122 170V171H124ZM198 169V168H197ZM203 169H205V167L203 168ZM206 169V170H207ZM221 169V168H220ZM225 169H227V168H225ZM19 170V169H18ZM36 171H38L37 169H35ZM34 170V171H35ZM72 170V169H71ZM76 170V169H75ZM91 170V169H90ZM138 170V169H137ZM144 170V169H143ZM22 171V170H21ZM26 171H27V169H26ZM31 171V170H30ZM81 171H82V168H81ZM89 171V170H88ZM91 171H93V170H91ZM134 171V170H133ZM141 171V170H140ZM194 171H197V170H194ZM237 171H239V170H237ZM236 171V172H237ZM63 172V171H62ZM77 172V171H76ZM79 172V171H78ZM100 172V171H99ZM102 172H105V171H102ZM139 172V171H138ZM164 172H166V171H164ZM179 172V171H178ZM198 172H199V170H198ZM210 172V171H209ZM225 172V171H224ZM227 172V171H226ZM65 173V172H64ZM89 173V172H88ZM93 173V172H92ZM91 172H90V174L91 175H93ZM129 173V172H128ZM31 174V173H30ZM79 174V173H78ZM82 174V173H81ZM118 173H116V175H117ZM121 174V173H120ZM119 174V175H120ZM130 174V173H129ZM164 174V173H163ZM198 174H200V172L198 173ZM198 174H196V173H192V176L189 174V176H190V179L189 180H194L195 181V183L196 184H199V182L200 181H204L202 178L203 177H200ZM209 174V173H208ZM226 174V173H225ZM230 174V173H229ZM239 174V173H238ZM21 175H23V174H21ZM29 175V174H28ZM34 175V174H33ZM72 175H74L73 173H72ZM84 175V174H83ZM124 175V174H123ZM201 175V174H200ZM204 175V174H203ZM26 176H27V174H26ZM25 176V177H26ZM88 176V175H87ZM127 176V175H126ZM211 176V175H210ZM232 176V175H231ZM22 177H24V175L22 176ZM92 177V176H91ZM119 177V176H118ZM122 177V176H121ZM128 177V176H127ZM158 177V176H157ZM194 179H193V178ZM213 177V176H212ZM218 177H219V175H218ZM239 177V176H238ZM17 178H19V177H17ZM90 178V177H89ZM205 178V177H204ZM242 178V177H241ZM26 179V178H25ZM32 179V178H31ZM34 179V178H33ZM36 179H38V178H36ZM102 179H104V177H102ZM208 179H210V178H208ZM30 180V179H29ZM42 180V179H41ZM79 180V179H78ZM77 180V181H78ZM227 180V179H226ZM225 180V181H226ZM45 180H43V182H44ZM77 181H75V182H77ZM121 181V180H120ZM123 181V180H122ZM124 181H125V179H124ZM206 181H208V180H206ZM212 181V180H211ZM27 182V181H26ZM36 182V181H35ZM72 181H68V180H66L65 181V184H66V186H71V187H74V186H72V183H71ZM213 182V181H212ZM228 182H229V180H228ZM42 183V182H41ZM86 184H85V186H88L87 185V183H89V182H85ZM171 183V182H170ZM217 183V182H216ZM47 184V183H46ZM207 184V183H206ZM220 184V183H219ZM28 185V184H27ZM37 185V184H36ZM182 185V184H181ZM38 186V185H37ZM40 186V185H39ZM42 187L44 186V185H41ZM52 186V185H51ZM90 186V185H89ZM214 186H215V183H214ZM214 186H212V187H214ZM222 186V185H221ZM228 186H229V184H228ZM231 186V185H230ZM29 187V186H28ZM45 187H46V185H45ZM91 187L92 186H90V189H91ZM215 187H217V186H215ZM215 187H214V190H216L215 189ZM37 188V187H36ZM40 188V187H39ZM49 188V187H48ZM54 188V187H53ZM52 188V189H53ZM35 189V188H34ZM33 189V190H34ZM50 189H51V187H50ZM68 189V188H67ZM173 189H174V187H173ZM176 189V188H175ZM38 190V189H37ZM40 190V189H39ZM43 190V189H42ZM48 190V189H47ZM93 190V189H92ZM205 189V186L203 185L202 186V196L203 197H205L206 196V191L208 190H206ZM219 190H220V188H219ZM218 190V191H219ZM223 190V189H222ZM28 191V190H27ZM55 191V190H54ZM53 191V192H54ZM62 191H63V189H62ZM65 191V190H64ZM71 191V190H70ZM69 191V192H70ZM76 191V190H75ZM74 191V192H75ZM168 191V190H167ZM175 191V190H174ZM185 187H183L182 188V193H185ZM221 191V190H220ZM43 192H44V190H43ZM50 192H51V190H50ZM56 192H58V191H56ZM66 192V191H65ZM64 192V193H65ZM73 192V191H72ZM79 192V191H78ZM208 192V191H207ZM212 192V191H211ZM48 193V192H47ZM42 194H44V193H42ZM68 194H70V193H67V195ZM79 194V193H78ZM94 194V193H93ZM92 194V195H93ZM218 194H219V192H218ZM37 195V194H36ZM46 195H48V194H46ZM53 195H55V194H53ZM58 194H56V196H57ZM63 195V194H62ZM61 195V196H62ZM65 195V194H64ZM71 195V194H70ZM75 195V194H74ZM74 195H72V196H74ZM142 195V194H141ZM140 195V196H141ZM221 196H223L222 194H220ZM219 195V196H220ZM33 196V195H32ZM40 196H41V194H40ZM48 196H50V195H48ZM71 196V197H72ZM78 195H76V197H77ZM174 196V195H173ZM36 197V196H35ZM34 197V198H35ZM42 197V196H41ZM46 197V196H45ZM53 197H55V196H53ZM64 197H67V196H64ZM92 197V196H91ZM99 197H100V199H99ZM203 197H201L200 198V200L203 198ZM70 198V197H69ZM133 198V197H132ZM153 198V197H152ZM174 198V197H173ZM173 198H172V200H173ZM217 198H218V196H217ZM220 198L221 197H219V200H220ZM255 198V197H254ZM261 198V197H260ZM41 199V198H40ZM45 199V198H44ZM59 199V198H58ZM62 199V198H61ZM66 199V198H65ZM64 199V200H65ZM68 199V198H67ZM81 199V198H80ZM155 200H156V198H154ZM222 199V198H221ZM224 199V198H223ZM35 200V199H34ZM54 200V199H53ZM60 200V199H59ZM70 200H72V199H70ZM74 200V202H75V199H73ZM77 200V199H76ZM129 200V199H128ZM127 200V201H128ZM130 200H131V198H130ZM214 200V199H213ZM212 200V201H213ZM217 200V199H216ZM218 200V201H219ZM226 200V199H225ZM255 200V199H254ZM29 201V200H28ZM91 201V200H90ZM124 201V200H123ZM142 201V200H141ZM207 201H210V200H207ZM211 201V202H212ZM224 201V200H223ZM35 203H36V201H34ZM34 202L31 204V205H33L34 204ZM101 202H102V200H101V195L99 194V196H98V198H97V205H95V209L97 210V211H99L98 212V218H103V211H101V210H103L104 208H102L101 207ZM39 203V202H38ZM40 203H42V202H40ZM66 203V205H67V201L65 202ZM123 203V202H122ZM126 203V202H125ZM127 203H129V201L127 202ZM151 203H154V201H152ZM215 203V202H214ZM225 203V202H224ZM72 203L70 202V205H71ZM79 204V203H78ZM92 204V203H91ZM124 204V203H123ZM139 202L138 201H134L133 200V202H132V208H131V211H132V213H133V217L136 219V217H139V215L141 214V211H140V207H139ZM206 204V203H205ZM61 205H62V203L60 204V207H61ZM121 205V204H120ZM122 206V205H121ZM128 206V205H127ZM142 206V205H141ZM23 207V206H22ZM35 208H36V205L34 206ZM34 207H32L33 209H34ZM59 207V208H60ZM123 208L125 207V206H122ZM40 208V207H39ZM204 208V207H203ZM264 208V207H263ZM262 208V209H263ZM22 209V208H21ZM30 209H31V206H30ZM70 209L72 210V213L73 214H80V212H81V207H80V212L79 213H76V212H74L73 211V209H72V205H71V207H70ZM77 209H79V207L77 208ZM129 209H130V207H129ZM128 209V210H129ZM23 210V209H22ZM63 210V209H62ZM114 210V209H113ZM120 210V209H119ZM124 210V209H123ZM15 211V210H14ZM31 211H32V209H31ZM36 211V210H35ZM41 211H42V209H41ZM48 211V210H47ZM47 211H45V212H47ZM64 211V210H63ZM122 211V210H121ZM260 211H262V210H260ZM17 212V211H16ZM23 212V211H22ZM33 212V211H32ZM32 212H31V214H32ZM37 212V214H38V212L39 211H36ZM44 212V213H45ZM67 212H69V211H67ZM129 212V211H128ZM128 212H126V213H128ZM11 213V212H10ZM19 213V212H18ZM18 213H16V214H18ZM34 213V212H33ZM131 212H129V214H130ZM131 213V214H132ZM1 214V213H0ZM36 214V213H35ZM36 214V215H37ZM40 214H42L41 212H40ZM123 214H125V212L123 213ZM15 215V214H14ZM14 215H12V216H14ZM54 215V214H53ZM56 215V214H55ZM106 215V214H105ZM104 215V216H105ZM114 215V214H113ZM33 217H34V215H32ZM38 216V215H37ZM42 216V215H41ZM49 216V215H48ZM51 216V215H50ZM57 216V215H56ZM108 216V215H107ZM130 216V215H129ZM145 216H147L146 214L144 215L143 214V216H142V218L139 220V222H135V223H132L131 225H129V226H127V228L124 230L125 231V234L124 235H120L119 237H118V241H120V240H122L123 238H125L127 235H129L131 232H133V230L134 229H136V228H139V230H141L140 228H143V227H145V221H143V217H145ZM157 219L158 218H160V216L157 214ZM16 217V216H15ZM40 217V216H39ZM54 217V216H53ZM131 217H132V215H131ZM17 218V217H16ZM41 218H43V217H41ZM50 218V217H49ZM110 218V217H109ZM126 218H128V216H126ZM130 218V217H129ZM182 218V217H181ZM33 219H35V218H33ZM52 219V218H51ZM56 219V218H55ZM61 218H59L58 220H60ZM64 219V218H63ZM73 219V218H72ZM71 219V220H72ZM114 219V218H113ZM131 219V218H130ZM146 219H147V217H146ZM262 219V218H261ZM18 220V219H17ZM38 220V219H37ZM50 220V219H49ZM53 220H54V218H53ZM100 220V219H99ZM111 220V219H110ZM133 220V219H132ZM23 221V220H22ZM27 221V220H26ZM51 221V220H50ZM49 221V222H50ZM56 221V220H55ZM62 221H66V220H62ZM103 221V220H102ZM127 221V220H126ZM29 222V221H28ZM71 222V221H70ZM110 223H112L111 221H109ZM116 222V221H115ZM65 223H67V222H65ZM79 223V222H78ZM109 223V224H110ZM114 223V222H113ZM30 224H31V222H30ZM69 224V223H68ZM80 224V223H79ZM78 224V225H79ZM108 224V223H107ZM108 224V225H109ZM34 225V224H33ZM53 225V224H52ZM61 225V224H60ZM77 225V224H76ZM75 225V223H73L72 222V224H70L69 226L71 227H75L76 226ZM2 226V225H1ZM6 226V225H5ZM22 226V225H21ZM80 226V225H79ZM79 226H77V227H79ZM114 226H115V224H114ZM254 226V225H253ZM71 227V228H72ZM81 227V226H80ZM208 227V226H207ZM19 228H21V227H19ZM30 228V227H29ZM82 228V227H81ZM105 228V227H104ZM104 228H102V229H104ZM170 228L171 227H169L168 228V230H167V233H169V231H170ZM204 228V227H203ZM74 229H76L77 230V228H73V230ZM80 229V228H79ZM208 230H209V232H211V230L209 229V228H207ZM18 230V229H17ZM38 230H41V228H38ZM83 230V229H82ZM101 230V229H100ZM118 230H119V228H118ZM13 231V230H12ZM84 231V230H83ZM82 231V232H83ZM161 230L160 229H158L156 232L158 233V232H160ZM17 232V231H16ZM65 232V231H64ZM74 232V231H73ZM81 232V231H80ZM202 232V231H201ZM215 232H217V231H215ZM65 233H67V232H65ZM76 233V232H75ZM97 233V232H96ZM99 233V232H98ZM97 233V234H98ZM218 233V232H217ZM203 234H204V238H206V232H203ZM212 234L214 235V233H213V231H212ZM16 235V234H15ZM66 235V234H65ZM219 235V234H218ZM67 236V235H66ZM65 236V237H66ZM20 237H24L23 235H19V238ZM67 237H69V236H67ZM71 237V236H70ZM141 237V235H140V233H139V231H136V233H135V235H134V237H133V240H132V243H135L136 244V239H138V238H140ZM216 237V236H215ZM69 239V238H68ZM212 239H213V237H212ZM117 242V241H116ZM116 242H114V245L115 246H117L115 243ZM107 243V242H106ZM17 245L18 246H21V244H18L17 243ZM72 245V244H71ZM115 246H112L110 243H107V244H105V264L106 263H108L107 261H106V259L108 258V256L109 255H111L112 253H113V250H114V248L113 247H115ZM118 248H120L119 246H117ZM68 248H70V247H68ZM15 249H16V247H15ZM101 249V248H100ZM103 249V248H102ZM121 249V248H120ZM19 250H20V248H19ZM18 253V252H17ZM229 253V252H228ZM75 254L76 253H74V256H75ZM136 255L138 254V252H136L135 253ZM104 255V254H103ZM71 256V255H70ZM100 258V257H99ZM259 262V261H258ZM102 263V262H101ZM111 263V262H110ZM121 263V262H120ZM228 263V262H227ZM229 263H230V261H229ZM264 263V262H263ZM0 264H6L5 263V261H0ZM19 264H41V262H40V260H39V256H36V257H26V253H25V250H23L22 251V253H21V261L19 262ZM112 264V263H111ZM252 264V263H251Z\"/></svg>","mask_w":264,"mask_h":264},{"label":"snow or ice","instance_id":"snow-or-ice-1","mask_svg":"<svg viewBox=\"0 0 264 264\" xmlns=\"http://www.w3.org/2000/svg\"><path fill=\"white\" fill-rule=\"evenodd\" d=\"M162 2V0H161ZM189 2H191V0H189ZM16 3V0H12L11 3H7V0H0V9H4L3 11V14L0 15V21H3L5 20L6 17H8L9 15V12L7 11V9L11 8L12 7V4ZM33 3L34 4H39V0H33ZM257 7H259V5H257ZM40 13L38 12L37 13V16H39ZM40 23L39 20L35 21V24H34V27L35 26H38ZM249 24H251V21H249ZM249 24H244V25H241L240 28H241V31H244L246 30L248 27H249ZM159 27V26H158ZM23 77H21L22 79ZM156 93L155 91L153 92V96H155ZM59 114V113H58ZM27 145V138L25 137V139H22L20 140V151H23L24 148L26 147ZM5 159H7L5 157ZM31 159H32V156L31 154H29V161L31 162ZM108 159H112V157H108ZM114 187L113 185H109V188H112ZM10 191L13 195L17 196V197H24L26 194L24 192H21V191H18L17 188H16V185L15 184H12L10 186ZM29 204H32L33 201L32 200H29L28 201ZM3 219L7 220L9 222V227H12V226H15L17 225L19 222L14 218V217H11V216H7L5 215L3 217ZM187 222V219L185 217V219L183 221H181V223H186ZM39 223V222H38ZM195 235V234H193ZM229 242H231V238L229 239ZM36 244L38 245L39 244V240L37 239L36 240ZM32 251L34 252L35 251V248L32 249ZM56 255L58 256L61 249L60 248H56ZM4 255V253H0V256ZM31 255V253H29V256ZM53 264H55V258H53ZM75 264H78V262H75ZM217 264H224V261L223 260H220L217 262Z\"/></svg>","mask_w":264,"mask_h":264}]
</instances>
